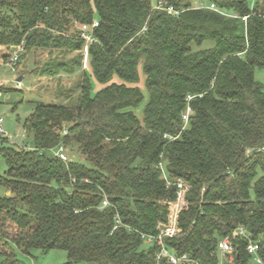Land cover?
<instances>
[{
  "label": "trees",
  "instance_id": "obj_1",
  "mask_svg": "<svg viewBox=\"0 0 264 264\" xmlns=\"http://www.w3.org/2000/svg\"><path fill=\"white\" fill-rule=\"evenodd\" d=\"M163 1L179 13L152 0H0V46L78 51L41 71L82 76L59 91L66 103H36L26 120L32 150L7 140L0 148L12 192L0 196V264H25L19 253L34 249H63L67 264H155L159 247L142 234L157 233L177 196L160 162L191 186L183 233L169 246L219 264V240L243 227L231 264H255L250 240L264 262V85L255 78L264 10L260 0H205L232 17L196 7L202 0ZM95 20L85 51L81 27ZM93 79L104 85L95 92ZM60 145L84 159L62 160L53 153ZM116 213L131 230H113Z\"/></svg>",
  "mask_w": 264,
  "mask_h": 264
},
{
  "label": "rangeland",
  "instance_id": "obj_2",
  "mask_svg": "<svg viewBox=\"0 0 264 264\" xmlns=\"http://www.w3.org/2000/svg\"><path fill=\"white\" fill-rule=\"evenodd\" d=\"M156 5L158 0H152ZM199 0L195 1L198 2ZM253 6L257 0H248ZM260 8L264 10V0L259 2ZM262 10V9H261ZM213 45L211 41L205 42L202 47ZM194 47L197 48L194 44ZM86 51V46H85ZM79 52L73 51L67 54H59L58 51L51 55L49 50L44 49H26L21 62L19 63V71L17 74L7 73L9 80L20 82V85H14V90L5 92L0 95V115L5 117V130L12 136L11 140L16 145L30 144L31 139L26 133V120L33 112L36 103L44 102L47 104L66 103L67 99L58 96L59 91L63 88H71L75 86L82 78L81 73L76 74H58L51 76L42 72V67L56 57L59 59H70L76 56ZM88 56V55H87ZM85 56L83 68L88 67V57ZM255 78L264 85V69H255ZM116 81H120L116 78ZM94 90H98L103 84L98 83L93 79ZM145 92V100L136 112L142 116V109L148 100L149 93L145 87V75L141 69V81L138 83ZM13 86V85H12ZM11 86V87H12ZM16 88V89H15ZM66 154L68 158L74 161H82V157L77 151L67 147ZM8 164L3 155H0V196L11 195L2 183V178L5 176ZM10 192V193H9ZM19 258L25 264H67L69 257L67 251L63 249H53L48 252H43L41 249H34L30 254L19 253ZM2 258H0V261Z\"/></svg>",
  "mask_w": 264,
  "mask_h": 264
},
{
  "label": "built area",
  "instance_id": "obj_3",
  "mask_svg": "<svg viewBox=\"0 0 264 264\" xmlns=\"http://www.w3.org/2000/svg\"><path fill=\"white\" fill-rule=\"evenodd\" d=\"M198 8H208L211 10L219 11L220 13L238 17V14H230L221 10V8L215 2H206L205 0L199 1L196 4ZM156 9H166L169 13H179L178 10L170 6H166L163 0H160L156 5ZM248 16H244L243 19L247 20ZM99 25V21L95 20L92 25H83L82 29V38L86 42V51L88 45L95 41L96 39L92 35V30ZM26 52L25 41L23 40L20 44L17 45H1L0 46V95H3L5 92L3 88L20 85L16 79L15 81L9 80L7 73L17 74L19 71V62L22 55ZM87 54V53H86ZM87 56V55H86ZM192 113V108L188 105L186 111L183 113V119L187 123L189 121L190 115ZM5 117L0 115V148L3 146V142L7 140L9 143L16 145L12 142V136L9 135L4 127ZM67 131H65L66 133ZM26 148L27 150H32L33 147L30 144L17 145ZM53 153L60 157L64 161H68V155L66 154V148L63 145H60L58 148L53 150ZM159 166L163 170V176L167 181V184H175L177 186V196L173 200H168L165 204L168 207V212L166 220H161L157 224V233L156 234H142V237L145 243L149 245H157L159 250L156 255L155 264H201L198 260L194 259L190 254L183 253L179 254L177 251L168 245L167 239L176 238L183 233V228L180 224V217L182 212L188 207V194L190 191V184L183 178H177L175 181H172L169 177V173L166 170L165 164L163 162L159 163ZM111 203L106 197L103 200V207L109 206ZM121 226H126L128 229L131 228L124 224L119 213L115 215V224L113 230L118 229ZM247 232L243 227H240L232 234L225 236L219 240L218 251L220 254L219 264H231L235 260L236 247L233 243V239L236 237H247ZM260 244L257 241L250 240L248 243V251L252 256L253 262L256 264H264L262 257L259 253Z\"/></svg>",
  "mask_w": 264,
  "mask_h": 264
},
{
  "label": "crops",
  "instance_id": "obj_4",
  "mask_svg": "<svg viewBox=\"0 0 264 264\" xmlns=\"http://www.w3.org/2000/svg\"><path fill=\"white\" fill-rule=\"evenodd\" d=\"M86 68V67H85Z\"/></svg>",
  "mask_w": 264,
  "mask_h": 264
},
{
  "label": "water",
  "instance_id": "obj_5",
  "mask_svg": "<svg viewBox=\"0 0 264 264\" xmlns=\"http://www.w3.org/2000/svg\"><path fill=\"white\" fill-rule=\"evenodd\" d=\"M10 193V192H9Z\"/></svg>",
  "mask_w": 264,
  "mask_h": 264
}]
</instances>
